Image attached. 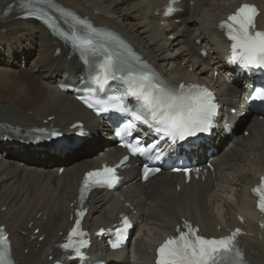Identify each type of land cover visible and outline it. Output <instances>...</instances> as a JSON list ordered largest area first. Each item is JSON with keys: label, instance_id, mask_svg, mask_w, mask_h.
Wrapping results in <instances>:
<instances>
[{"label": "bare ground", "instance_id": "6f19581e", "mask_svg": "<svg viewBox=\"0 0 264 264\" xmlns=\"http://www.w3.org/2000/svg\"><path fill=\"white\" fill-rule=\"evenodd\" d=\"M30 1L27 0L28 7ZM39 1L46 2L43 9L57 20L58 27L68 28L71 23L59 15L64 10L76 17L87 16L100 28L119 34L143 59L174 82L207 78L214 71L217 80L212 83L225 106L235 104L240 89L234 91L221 82L226 70L220 57L226 45L215 24L225 10L241 1H252L261 10L258 25L264 26V0H182L186 11L178 16L180 23L170 21L168 27L159 24V17L153 14L160 0ZM27 8H21V0H0V128L40 124L53 115L50 122L60 129H66L74 120L86 119L91 134L96 132L91 114L56 87L67 76L77 77L81 73L79 65L74 59H67L62 50L54 55L56 44L51 31L21 17ZM180 24L184 26L182 30ZM196 39L201 41L199 46ZM201 46L210 47L212 54L199 58ZM23 62L26 67L21 69ZM245 128L248 135H240L225 148V142L216 138L214 147L221 150L212 156L214 171L203 182L190 180L176 192L174 175L161 171L145 184L136 182L126 187L118 197L113 192H96L91 196L86 226L95 228L114 222L116 215L126 209L125 203L130 202V212L145 230L141 237L127 244L126 249L134 256L123 254L125 250L122 254L116 251L106 255L118 256L115 264H150L152 254L148 250L153 248L152 243L170 233L181 217L199 222L203 234L217 236L236 225L235 213L242 212L248 231L255 232L254 200L247 191L257 181V175L264 172V120L250 116ZM105 143L102 146L99 141L91 149L84 146L79 153L73 148L63 157L42 154L47 160L40 158V154L16 156L0 148V224L10 233L17 264H51L48 257L54 255L53 245L61 238L58 233L68 224L69 204L76 196L82 172L96 166L98 159L117 158L123 153L111 147L109 141ZM69 154L77 159L71 161ZM58 161L65 162L60 174ZM175 176L181 181V175ZM225 184H229V190L224 188ZM36 227V237L44 234L39 242L30 238ZM260 235V239L256 234L242 238L249 264H264V231Z\"/></svg>", "mask_w": 264, "mask_h": 264}, {"label": "snow or ice", "instance_id": "6c2138e0", "mask_svg": "<svg viewBox=\"0 0 264 264\" xmlns=\"http://www.w3.org/2000/svg\"><path fill=\"white\" fill-rule=\"evenodd\" d=\"M27 7V0H21V8ZM26 14L35 15V12L28 11ZM256 14V8L245 3L240 5L234 13L229 14L225 21L221 22L220 27L226 30L225 34L232 42V56L229 63L238 62L242 68H264V31L256 30L254 23ZM71 18L74 24L70 34H66L65 38L80 52L82 57L86 58L89 54L96 53L97 38L106 41L117 39L111 33H102L93 28L85 20L74 15ZM100 67L103 76H94L93 82L100 90H103L109 79H117L116 74L121 72V69L111 56H108ZM119 79L128 85V93L131 96L143 101L146 109L143 113H133V119L147 124L150 128L155 127L157 132L163 131L164 135L171 138L174 144L177 140L183 141L198 132H208L213 126L214 117L218 114V105L208 89L201 88L199 85H190L186 93L169 91L156 82L154 74L146 70L121 74ZM183 87L181 85V89ZM111 99L115 102L112 105L114 108L120 112L129 111L120 97H112ZM253 99L264 100V87L255 90ZM133 127L134 124L129 123L124 130L125 134H130L128 130ZM117 135L120 133L118 132ZM125 147L134 153L144 152V149L133 147L131 144H126ZM124 160H127V157H124ZM115 171V168L105 166L102 171L88 172L84 179L85 188L90 184L112 187L119 179L115 175ZM156 171L159 169H149L145 166V178H147V173ZM252 191L258 196L257 207L264 211V177ZM77 215L81 216L83 213L79 212ZM122 224L123 228L118 230L120 232L131 227L126 216L122 217ZM79 225L80 220L77 219L75 226L68 234V242L61 245L66 250L71 248L77 256L82 254L79 247L73 246L72 237L77 234ZM185 226L187 231L178 228L179 234L177 236L169 237L159 246L157 264H242L243 254L235 243L239 229L220 238H206L198 235V230L187 225V223ZM80 235L82 236L84 233L81 232ZM7 242L6 236H0V248L6 249ZM78 243L80 247H83L87 242L80 240ZM117 246L118 244H113V247ZM0 264H5L2 252H0Z\"/></svg>", "mask_w": 264, "mask_h": 264}, {"label": "rangeland", "instance_id": "374dc122", "mask_svg": "<svg viewBox=\"0 0 264 264\" xmlns=\"http://www.w3.org/2000/svg\"><path fill=\"white\" fill-rule=\"evenodd\" d=\"M20 66V68H21V65H19ZM71 157V161H73V160H76L77 159V157L76 156H69V158ZM61 164H60V166L59 167H64V165H65V162L64 161H62V162H60ZM229 189V188H228ZM227 189V190H228Z\"/></svg>", "mask_w": 264, "mask_h": 264}]
</instances>
